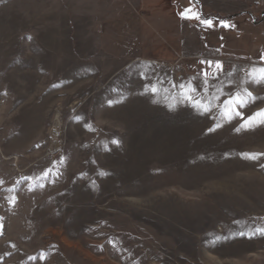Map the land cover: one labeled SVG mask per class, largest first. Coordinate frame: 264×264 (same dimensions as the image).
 I'll return each mask as SVG.
<instances>
[{"label": "rangeland", "instance_id": "rangeland-1", "mask_svg": "<svg viewBox=\"0 0 264 264\" xmlns=\"http://www.w3.org/2000/svg\"><path fill=\"white\" fill-rule=\"evenodd\" d=\"M160 1L0 0V264H264V0Z\"/></svg>", "mask_w": 264, "mask_h": 264}, {"label": "trees", "instance_id": "trees-1", "mask_svg": "<svg viewBox=\"0 0 264 264\" xmlns=\"http://www.w3.org/2000/svg\"><path fill=\"white\" fill-rule=\"evenodd\" d=\"M163 7L161 8L162 10H166L170 15L177 17L179 19H184V15H185V9L183 8V1L182 0H161L159 2V4L157 5V7ZM246 15V14H244ZM203 19H213L214 21H219L220 23V28H224L223 25L226 24H222L223 22H229L228 18H223V17H219V15H210L207 16ZM230 30H233L231 28H229Z\"/></svg>", "mask_w": 264, "mask_h": 264}, {"label": "snow or ice", "instance_id": "snow-or-ice-1", "mask_svg": "<svg viewBox=\"0 0 264 264\" xmlns=\"http://www.w3.org/2000/svg\"><path fill=\"white\" fill-rule=\"evenodd\" d=\"M189 12H191L192 11V9H189L188 10ZM183 18H185V19H189V18H195V19H200V17L197 15V16H195V17H189L187 14H185L184 15V17ZM204 23L208 26V27H212V21H204ZM224 27H228V25H223ZM210 67H211V65H209ZM216 67L217 68H220L221 66L220 65H216ZM152 91L153 92H155L156 91V89L155 88H153L152 89ZM231 103V102H230ZM236 103H240V101H236ZM260 115H264V113H261ZM241 119H243V117H240ZM242 127H243V125H242ZM215 129H212V131H214ZM241 129H237V131H240ZM113 143H117V142H115V141H113ZM50 174H51V170H49V172L43 177V179H48V177L50 176ZM103 175V174H102ZM262 234H264V233H262Z\"/></svg>", "mask_w": 264, "mask_h": 264}, {"label": "crops", "instance_id": "crops-1", "mask_svg": "<svg viewBox=\"0 0 264 264\" xmlns=\"http://www.w3.org/2000/svg\"><path fill=\"white\" fill-rule=\"evenodd\" d=\"M96 3L99 1V0H94ZM91 4H92V2H91ZM91 4H90V6H85L84 8H83V11H81V12H84L85 14H87L88 16H90L89 17V22L94 26V24L96 23V16H95V9L91 6ZM62 7H64L63 5H62ZM62 9V8H61ZM61 12H63V11H61ZM64 12H66V10H64ZM75 13H80V11L79 10H77V11H74Z\"/></svg>", "mask_w": 264, "mask_h": 264}, {"label": "water", "instance_id": "water-1", "mask_svg": "<svg viewBox=\"0 0 264 264\" xmlns=\"http://www.w3.org/2000/svg\"><path fill=\"white\" fill-rule=\"evenodd\" d=\"M196 1H197V0H196ZM198 3H199V5H200V7H202V6H201V3H200V2H198Z\"/></svg>", "mask_w": 264, "mask_h": 264}, {"label": "bare ground", "instance_id": "bare-ground-1", "mask_svg": "<svg viewBox=\"0 0 264 264\" xmlns=\"http://www.w3.org/2000/svg\"><path fill=\"white\" fill-rule=\"evenodd\" d=\"M58 118V117H57ZM59 119V118H58Z\"/></svg>", "mask_w": 264, "mask_h": 264}]
</instances>
